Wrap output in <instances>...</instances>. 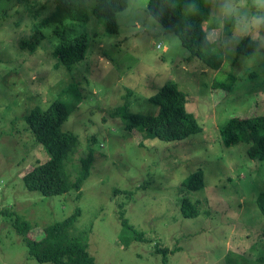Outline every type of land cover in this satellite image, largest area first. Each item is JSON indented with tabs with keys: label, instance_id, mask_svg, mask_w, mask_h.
<instances>
[{
	"label": "rangeland",
	"instance_id": "rangeland-1",
	"mask_svg": "<svg viewBox=\"0 0 264 264\" xmlns=\"http://www.w3.org/2000/svg\"><path fill=\"white\" fill-rule=\"evenodd\" d=\"M148 2L129 0L117 15L119 32L110 34L94 15L95 0L86 1V22L45 28L40 25L55 10L53 0H0V264H53L30 257L24 236L2 211L29 222V236L40 239L77 208L73 232H89L97 264H163L158 249L168 250L167 264H264V217L257 206L264 161L252 159L245 142L225 145L220 132L233 117L264 116V28L255 38L237 34L232 20L218 18L221 0H212L203 26L213 51L224 56L223 68L214 71L149 16ZM39 26L45 39L34 50L24 47ZM82 33L88 35L86 59L74 70L58 65L60 40ZM246 37L258 43L253 55L237 52ZM168 83L184 94L202 130L162 140L128 128L126 104L130 113L157 115L149 98ZM73 84L82 103L62 130L80 143L68 173L77 176L93 146L92 175L80 199L77 191L45 197L24 180L50 158L27 116L47 109ZM199 170L205 186L190 190L187 183ZM183 199L199 202L200 215L184 218ZM121 206L145 241L121 242Z\"/></svg>",
	"mask_w": 264,
	"mask_h": 264
},
{
	"label": "trees",
	"instance_id": "trees-1",
	"mask_svg": "<svg viewBox=\"0 0 264 264\" xmlns=\"http://www.w3.org/2000/svg\"><path fill=\"white\" fill-rule=\"evenodd\" d=\"M87 0H53L55 10L43 20V28L66 21L86 22L89 18ZM94 15L110 34L119 32L118 13L128 8L129 0H95ZM212 0H149L148 14L153 17L165 32L175 34L181 45L187 48L192 57H199L210 69L217 71L224 66L222 53H215L204 29V18ZM35 28L33 40L23 43L24 47L34 50L45 39L43 28ZM57 33V31H56ZM258 47L257 41L244 38L238 48L239 55H253ZM88 35L82 33L75 37H63L55 47L54 54L58 65L69 70L86 59ZM149 102L159 108V114H142L128 112L124 107L123 116L129 120L127 127H138L150 136L162 140H180L200 132L202 127L196 116L187 110V99L175 83L163 85L159 92L149 98ZM82 96L78 85L69 86L47 109H34L27 116L31 132L38 143L47 150L50 158L34 168L25 176L26 187L31 192H39L45 197L60 196L71 191L82 196V188L90 175L95 161V149L89 147L86 158L80 159L77 176L71 179L68 173L69 162L77 154L79 138L75 133L62 130V125L69 119L72 111L78 109ZM119 111H117L118 113ZM225 145L239 142L249 144L248 154L252 159L264 161V116L233 117L220 129ZM77 170V169H76ZM205 186L204 172L199 170L192 174L187 183L190 190H200ZM199 202L189 199L181 201V215L194 218L200 215ZM257 206L264 217V194L257 199ZM120 218L122 232L120 240L130 244L134 240L145 241V234L136 231L125 218L121 206ZM10 216L17 233L24 236L29 246L30 257L39 263L53 264H97L96 258L89 253V232L74 233L81 216L80 208L66 218L44 229L40 239L30 237L32 225L7 210L1 212ZM163 253V264H167V249H158Z\"/></svg>",
	"mask_w": 264,
	"mask_h": 264
},
{
	"label": "clouds",
	"instance_id": "clouds-1",
	"mask_svg": "<svg viewBox=\"0 0 264 264\" xmlns=\"http://www.w3.org/2000/svg\"><path fill=\"white\" fill-rule=\"evenodd\" d=\"M217 15L218 18L232 20L237 34L252 33L255 38L264 28V0H221Z\"/></svg>",
	"mask_w": 264,
	"mask_h": 264
}]
</instances>
